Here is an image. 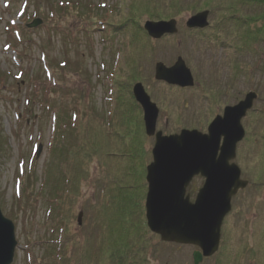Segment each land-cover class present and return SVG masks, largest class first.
<instances>
[{
	"label": "rangeland",
	"instance_id": "rangeland-1",
	"mask_svg": "<svg viewBox=\"0 0 264 264\" xmlns=\"http://www.w3.org/2000/svg\"><path fill=\"white\" fill-rule=\"evenodd\" d=\"M152 9L173 15L177 32L149 37ZM202 10L208 25L186 29ZM261 15L257 0H0V210L14 224L10 264H193L197 247L163 243L148 229L139 244L148 237L141 177L155 139L141 118L137 130L136 83L156 104L163 135L205 132L225 106L257 94L233 159L248 183L231 197L219 248L199 264H264ZM33 19L41 23L26 27ZM177 57L190 88L154 78L156 63ZM201 183L191 181V200Z\"/></svg>",
	"mask_w": 264,
	"mask_h": 264
},
{
	"label": "water",
	"instance_id": "water-1",
	"mask_svg": "<svg viewBox=\"0 0 264 264\" xmlns=\"http://www.w3.org/2000/svg\"><path fill=\"white\" fill-rule=\"evenodd\" d=\"M207 16L206 10L198 12L188 18L186 26L204 28L208 25ZM40 23L36 19L27 27ZM143 27L149 37L156 39L177 32L175 19L147 21ZM154 78L179 87L193 85L191 72L181 57L169 67L156 63ZM132 94L142 109L146 135L155 139L145 177L146 225L164 242L196 246L199 250L193 251L192 260L199 264L217 251L220 226L231 209V197L247 185L231 161L237 143L245 135L241 119L251 109L257 94L248 92L235 105L226 106L222 115L211 120L206 132L182 129L171 135L156 132L158 108L141 83L134 84ZM196 175H201L204 183L191 202L185 189ZM15 245L13 223L0 211V264L12 262Z\"/></svg>",
	"mask_w": 264,
	"mask_h": 264
},
{
	"label": "trees",
	"instance_id": "trees-1",
	"mask_svg": "<svg viewBox=\"0 0 264 264\" xmlns=\"http://www.w3.org/2000/svg\"><path fill=\"white\" fill-rule=\"evenodd\" d=\"M151 1V0H150ZM239 1H244V2H246V1H254V0H235V2H239ZM257 1H259V3H264V0H257ZM176 3H178V2H174V4H173V6L176 4ZM61 6L63 5V2L60 4ZM66 5H68V3L66 4ZM178 5V4H177ZM233 7L234 6H230L227 10L229 11V10H233ZM59 8V7H58ZM235 8V7H234ZM172 10L174 11V12H177L178 10H179V7L178 6H174V7H172ZM172 11V12H173ZM156 12V11H155ZM154 11H153V9L150 11V13L153 15L154 14V16H151L150 18H154V19H156V20H161V19H167V18H170V17H173V15L172 16H169V15H164V16H160V15H158L157 13H155ZM149 13V14H150ZM260 18V20L262 21H264V15L262 16L261 15V17H259ZM264 23V22H263ZM260 31H262V29H260ZM247 33H249V34H253L254 33V30H252L251 32H247ZM133 102V101H132ZM130 103V104H132L133 105V103ZM135 104V103H134ZM136 105V104H135ZM137 106V105H136ZM139 109V108H138ZM134 105H133V110H132V112L134 111V114H135V112L138 114L139 113V111H137L138 110ZM132 112H130V111H128L127 113H128V117L130 116V115H132V116H130V120L134 123L135 121L133 120V113ZM116 116L118 117L119 116V113L118 114H116ZM141 117H140V113H139V118H138V120H139V124H137L138 125V129L137 130H140V124H141V122H140V119ZM121 125L122 126H125L124 124H122L121 123ZM136 130V131H137ZM136 133V135H135V137H137V139L139 138V137H141V134L140 135H138L140 132H135ZM73 151H75V150H73ZM85 152H87V151H85ZM74 156V155H73ZM74 158H75V156H74ZM76 161H77V159H76ZM143 175L144 174H142V177H143ZM141 177V182L143 181V178ZM77 178V177H76ZM263 178V177H262ZM261 177H260V179H262ZM264 180V179H263ZM142 186L144 187V182L142 183ZM142 201H143V199L141 200V202H140V205H139V208H141V211H142V214H143V203H142ZM144 221V220H143ZM143 226H144V229L146 230V233H148V237H147V239H145V240H143V241H139V244L140 245H142L143 244V242H144V244H147L148 243V238H151V236L149 235V231L147 230V228H146V226L143 224ZM119 252V250H117V249H115V250H113L112 251V254L111 255H113V254H116V253H118ZM80 259H82V258H80ZM91 262H93L92 260H91Z\"/></svg>",
	"mask_w": 264,
	"mask_h": 264
},
{
	"label": "bare ground",
	"instance_id": "bare-ground-1",
	"mask_svg": "<svg viewBox=\"0 0 264 264\" xmlns=\"http://www.w3.org/2000/svg\"><path fill=\"white\" fill-rule=\"evenodd\" d=\"M122 100H116V106H119V103L121 102ZM142 110V109H141ZM141 119H142V121H143V113H141ZM144 125V124H143ZM152 162V155H151V161L148 163V165L150 164ZM147 164H145V166H144V168H145V171H144V174H145V176H146V173H147V166H148ZM159 239H160V237H159ZM161 240V239H160ZM162 241V240H161ZM163 243H166V244H170L169 242H164V241H162Z\"/></svg>",
	"mask_w": 264,
	"mask_h": 264
},
{
	"label": "flooded vegetation",
	"instance_id": "flooded-vegetation-1",
	"mask_svg": "<svg viewBox=\"0 0 264 264\" xmlns=\"http://www.w3.org/2000/svg\"><path fill=\"white\" fill-rule=\"evenodd\" d=\"M193 30H195V29H193ZM196 30H197V29H196ZM194 178H200V179H202V182H203V178H202L201 176H199V175L196 176V177H194ZM194 178H193V179H194ZM190 183H191V182H190ZM189 186H190V184H189ZM189 186H188V187H189ZM188 187H187V188H188ZM187 188H186L185 194H187ZM195 194H196V192H195ZM187 195H189V194H187ZM194 197H195V195H194ZM194 197H193V198H194ZM223 221H224V220H223Z\"/></svg>",
	"mask_w": 264,
	"mask_h": 264
}]
</instances>
